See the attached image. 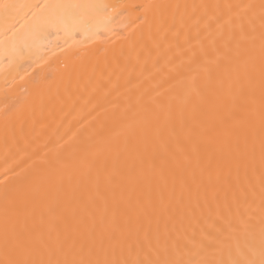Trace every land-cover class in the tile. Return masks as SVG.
Wrapping results in <instances>:
<instances>
[{
  "label": "bare ground",
  "instance_id": "1",
  "mask_svg": "<svg viewBox=\"0 0 264 264\" xmlns=\"http://www.w3.org/2000/svg\"><path fill=\"white\" fill-rule=\"evenodd\" d=\"M0 5V264H264V0Z\"/></svg>",
  "mask_w": 264,
  "mask_h": 264
},
{
  "label": "snow or ice",
  "instance_id": "2",
  "mask_svg": "<svg viewBox=\"0 0 264 264\" xmlns=\"http://www.w3.org/2000/svg\"><path fill=\"white\" fill-rule=\"evenodd\" d=\"M0 6L5 7V8L8 7L7 5H0ZM48 264H52V262L50 261V262H48ZM55 264H92V262L91 261L85 262V261L73 260V261H63V262L56 261ZM96 264H100V262L97 261Z\"/></svg>",
  "mask_w": 264,
  "mask_h": 264
}]
</instances>
